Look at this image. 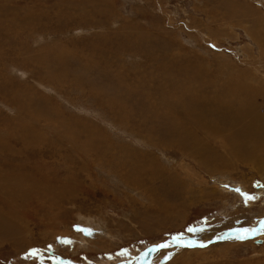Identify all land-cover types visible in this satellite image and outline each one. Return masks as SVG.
Wrapping results in <instances>:
<instances>
[{
    "label": "rangeland",
    "instance_id": "obj_1",
    "mask_svg": "<svg viewBox=\"0 0 264 264\" xmlns=\"http://www.w3.org/2000/svg\"><path fill=\"white\" fill-rule=\"evenodd\" d=\"M0 221V264H264V0H0Z\"/></svg>",
    "mask_w": 264,
    "mask_h": 264
},
{
    "label": "bare ground",
    "instance_id": "obj_2",
    "mask_svg": "<svg viewBox=\"0 0 264 264\" xmlns=\"http://www.w3.org/2000/svg\"><path fill=\"white\" fill-rule=\"evenodd\" d=\"M246 6V5H245ZM192 103H193V105H190V107L189 108H187V110H188V112H192V113H194V115H195V113H198V111H199V108H201L200 107V105L198 104V103H196L193 99H192ZM251 105V104H250ZM253 108V107H252ZM254 110V109H253ZM251 111V110H249L248 108H247V106L246 105H240L239 106V108L237 109V112L239 113V114H241L240 115V117L241 118H254L255 116H256V114H255V111ZM198 116V114H196L195 115V117H197ZM175 119V118H174ZM172 121V120H171ZM175 121V126L178 124L177 123V120H174ZM243 121V120H242ZM246 123V122H245ZM244 123V124H245ZM243 124V125H244ZM246 128H247V126H246ZM237 132H240V130H237L236 131V133ZM242 132V131H241ZM243 133V132H242ZM234 134V133H233ZM239 134V133H238ZM238 134H236V135H238ZM244 134V141L245 142H248L249 140H253L254 141V143H255V145H258V146H261L262 144H263V141L261 142V143H259V138H261V137H258V136H250V134L248 133V132H245V133H243ZM260 134V133H259ZM258 134V135H259ZM256 135V134H255ZM243 136V135H242ZM260 136H262V135H260ZM262 139V138H261ZM260 139V140H261ZM175 140V139H174ZM181 140V139H180ZM187 140V139H186ZM235 143H236V141H237V137H235L234 138V140H233ZM184 142V141H183ZM188 142V141H187ZM250 143V142H249ZM259 143V144H258ZM189 144V143H188ZM251 145H252V143H251ZM250 146V145H249ZM186 148H187V146H186ZM185 148V149H186ZM188 148H190V147H188ZM248 149H249V147H248ZM247 148H246V150H248ZM249 151V150H248ZM193 152V151H192ZM8 220V219H7ZM10 221V220H9ZM1 222V221H0ZM13 222H15V221H13ZM8 223V222H7ZM15 223H8L7 225L4 223V225H6V226H4L3 228H1L3 231V233H4V236H9V237H16L17 235H18V233H19V229L17 228V226L16 225H14ZM1 226H3V225H1L0 224V227ZM5 230H7V231H5ZM1 231V230H0ZM3 238H5V237H3Z\"/></svg>",
    "mask_w": 264,
    "mask_h": 264
},
{
    "label": "snow or ice",
    "instance_id": "obj_3",
    "mask_svg": "<svg viewBox=\"0 0 264 264\" xmlns=\"http://www.w3.org/2000/svg\"><path fill=\"white\" fill-rule=\"evenodd\" d=\"M243 195H245L248 199H254V198H255V197L249 196L247 193H244ZM243 231H244L245 234H247V232H248L247 229H244ZM239 238H240V239H243V238H245V236H241V237H239ZM173 240H180L181 243H182V234L177 235V236H174V237H173ZM61 242H63V243H70L71 241H68V240L64 239V240H62ZM169 246H170L169 243H168V242H165V243H162V244L157 245L156 247H157V248H167V247H169ZM37 252H38L37 249H33V250H31V253H30V254H31V255H36ZM167 258H170V256L167 257Z\"/></svg>",
    "mask_w": 264,
    "mask_h": 264
}]
</instances>
